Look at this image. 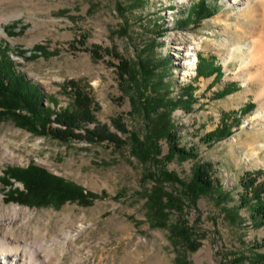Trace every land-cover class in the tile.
<instances>
[{"label": "rangeland", "instance_id": "rangeland-1", "mask_svg": "<svg viewBox=\"0 0 264 264\" xmlns=\"http://www.w3.org/2000/svg\"><path fill=\"white\" fill-rule=\"evenodd\" d=\"M198 1L0 0V41L15 69L40 87L42 103L70 110L72 93L79 90L91 101L94 120L84 122L86 127L104 126L125 141L118 146L82 136L60 140L31 131L11 114L24 110L0 97V109L9 110L0 114V175L6 164L31 162L95 193L88 204L29 205L5 196L21 188L19 181H0V212L19 207L12 235L37 241L47 253L46 264H173L179 252L192 264H262L256 261L264 259V223L241 206L239 179L247 170L264 169V117L258 116L264 114V63L242 55L236 39L243 36L240 43L246 45L256 39L264 18L245 0L239 5L206 0L212 14L198 19L193 12ZM187 11L188 20L178 21ZM162 24L167 29L160 32ZM81 36L84 44L78 46ZM94 43L102 47L100 56L87 49ZM104 48L131 63L125 80L118 56ZM164 57H169L166 67ZM199 58L221 72L196 74ZM243 58H249L246 65ZM141 62L152 73L143 74ZM225 85L230 92L221 95ZM186 86L192 96L174 101ZM149 96L160 97L165 107L145 113ZM225 115L232 133L208 144L205 133ZM162 127L174 128L176 140L193 147L194 154L171 155ZM147 134L159 145L152 156L137 149L135 137L144 140ZM203 162L210 163L213 187L154 215L150 193L163 199L182 195ZM176 220L190 226L194 250L174 244Z\"/></svg>", "mask_w": 264, "mask_h": 264}, {"label": "trees", "instance_id": "trees-1", "mask_svg": "<svg viewBox=\"0 0 264 264\" xmlns=\"http://www.w3.org/2000/svg\"><path fill=\"white\" fill-rule=\"evenodd\" d=\"M196 18L203 19L212 14L211 7L207 4L206 0H199L194 9ZM190 16L187 11L185 16L180 15L177 20L184 22L185 18ZM163 32L167 29L166 25H161ZM84 36L75 39V43L78 46L84 44ZM95 56H100L102 53V47L98 43L92 44L87 48ZM104 51L118 56L119 61L116 64L119 75L122 80H125L127 74H131L133 67L131 63L126 59L119 57L118 53L113 50L104 48ZM161 62H164L162 66L165 67L169 63V57H164ZM145 64L141 62L140 65L144 68L141 72L143 74L152 73L150 68H145ZM198 70L196 74L209 75L213 72H221L219 65H213V69L208 68L205 64H202L201 58L197 61ZM209 69V70H208ZM215 74V76L217 75ZM72 83V81H70ZM227 85L222 89H219L221 95L230 91L226 90ZM181 98H175L174 101H183L184 96L191 97V89L186 86L183 90ZM42 92L40 87L31 82L25 75L15 69L12 59L7 53V47L0 41V97L3 98L4 104L8 106H16L18 109H23L24 112L11 111V114L19 120V123L31 131H35L40 134H47L60 140H66L68 137H87L89 140H104L115 142L116 145L121 146L125 141L120 138L115 132L107 131L104 126H96L94 128L86 127V123L94 120L93 114L90 109V98L87 95L82 94L79 90H74L73 96V108L55 110L48 105L42 103ZM180 96V95H179ZM184 97V98H183ZM146 98V97H145ZM144 98V99H145ZM5 105V106H6ZM145 113L149 114L156 108L165 107L164 103L160 101V97L149 96L143 102ZM7 110L0 109V114L5 113ZM9 111V110H8ZM7 111V112H8ZM51 115H53L51 117ZM231 119H236L235 115L231 116ZM229 117L225 115L220 123L213 129L205 133V142L208 144L227 137L232 133V125L228 122ZM55 121L58 122V126L50 125L49 123ZM232 121V120H231ZM118 128L125 130L124 125L121 122L117 124ZM84 128V133L75 131V129ZM166 134L169 141V153L171 155L179 154L182 156L194 154L193 147H185L181 145L177 140V135L174 128H163L160 131ZM149 133V131H148ZM150 134V133H149ZM149 134L146 135V139L141 140L137 137V149L144 155L152 156L154 152L158 150L159 145L156 143L155 138L148 140ZM159 136V135H157ZM202 138V139H203ZM210 163L203 162L197 165L194 173V177L191 181L186 183L185 192L181 195L175 196L170 194L166 196V200L160 194L150 193V206L153 214L165 213L164 208L169 205L175 206L184 202L186 197L192 199L196 198L198 194L209 190L214 185V178L211 177L209 170ZM0 181L3 184H11L9 178L19 181L21 188H11L8 194L5 195L8 199L17 201L24 204H51L58 206L65 200H75L81 204H88L93 199L95 193L91 190L81 187L79 184L66 179L62 176L53 174L45 170L43 167L34 163H27L25 166L6 164L1 170ZM168 173V171H165ZM176 178V177H175ZM177 180H180L176 178ZM180 182H182L180 180ZM241 191L239 192V202L241 206L247 205L250 207V215L254 219H261L264 223V169L247 170L243 176L239 179ZM163 200V201H162ZM172 202L174 204H172ZM171 234L174 244L182 242L186 246L185 250H194L197 247L195 238L192 237L190 226L182 220H176L172 224ZM264 257V253L261 255ZM264 264V259H259ZM173 264H192L189 259L186 258V253H177L173 259Z\"/></svg>", "mask_w": 264, "mask_h": 264}, {"label": "bare ground", "instance_id": "bare-ground-1", "mask_svg": "<svg viewBox=\"0 0 264 264\" xmlns=\"http://www.w3.org/2000/svg\"><path fill=\"white\" fill-rule=\"evenodd\" d=\"M231 2L238 5L243 4V0H231ZM248 2L251 4L250 6L253 12L259 13L260 11V15L264 18V0H245L244 4ZM258 25V27L255 28V33L258 35L256 39L251 40L250 43L246 45L240 43V39L243 36H238L236 39V46L242 55L247 54L252 61L260 60L264 63V25ZM184 50L187 51L189 48L186 47ZM249 58H243L245 65L248 63ZM258 116L264 117V114L261 112L258 113ZM18 215L19 207L15 204L6 207L0 212V264H39L38 260H41V264H46L47 253L40 248L37 241V245L36 243L34 245L19 240L12 235V225L15 223L14 221Z\"/></svg>", "mask_w": 264, "mask_h": 264}]
</instances>
